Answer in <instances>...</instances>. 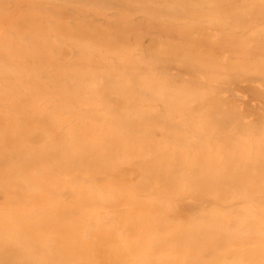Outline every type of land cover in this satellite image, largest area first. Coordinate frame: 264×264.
I'll use <instances>...</instances> for the list:
<instances>
[{
    "label": "bare ground",
    "instance_id": "bare-ground-1",
    "mask_svg": "<svg viewBox=\"0 0 264 264\" xmlns=\"http://www.w3.org/2000/svg\"><path fill=\"white\" fill-rule=\"evenodd\" d=\"M0 264H264V0H8Z\"/></svg>",
    "mask_w": 264,
    "mask_h": 264
},
{
    "label": "rangeland",
    "instance_id": "rangeland-1",
    "mask_svg": "<svg viewBox=\"0 0 264 264\" xmlns=\"http://www.w3.org/2000/svg\"><path fill=\"white\" fill-rule=\"evenodd\" d=\"M8 0H0V8H3V5H6L4 2H6Z\"/></svg>",
    "mask_w": 264,
    "mask_h": 264
}]
</instances>
